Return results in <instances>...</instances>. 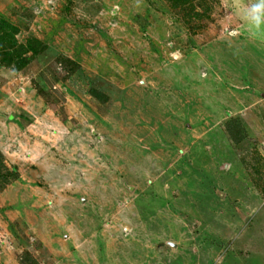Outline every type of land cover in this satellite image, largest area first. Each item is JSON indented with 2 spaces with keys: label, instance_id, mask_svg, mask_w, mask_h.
Instances as JSON below:
<instances>
[{
  "label": "rangeland",
  "instance_id": "1",
  "mask_svg": "<svg viewBox=\"0 0 264 264\" xmlns=\"http://www.w3.org/2000/svg\"><path fill=\"white\" fill-rule=\"evenodd\" d=\"M259 3L192 0L188 19L164 0H0L17 43L46 46L0 68V152L19 172L0 264H264ZM59 57L78 69L46 104L33 83Z\"/></svg>",
  "mask_w": 264,
  "mask_h": 264
},
{
  "label": "trees",
  "instance_id": "2",
  "mask_svg": "<svg viewBox=\"0 0 264 264\" xmlns=\"http://www.w3.org/2000/svg\"><path fill=\"white\" fill-rule=\"evenodd\" d=\"M171 9H180L185 18L193 19L198 16L192 15L193 4L192 0H164ZM17 29L10 25L9 22L0 19V68L10 70L15 74L24 73L34 63L39 64V59L46 51V46L37 39H29L25 45L17 43L15 38ZM78 69V65L69 59L58 58L57 60H49L38 70L37 78L39 82L33 83V88L38 97L43 98L47 103L64 102V93L57 88H54L47 81L42 80L46 75L55 82L62 81L63 83L73 76ZM61 80L59 81L58 79ZM62 83V84H63ZM49 84V85H48ZM63 86V85H62ZM95 100H98L104 95L101 92L92 90L89 93ZM66 120V118H64ZM4 157L0 153V193H2L8 185H11L19 179V172L7 168L3 163ZM20 264H37L36 260L28 253H24Z\"/></svg>",
  "mask_w": 264,
  "mask_h": 264
},
{
  "label": "crops",
  "instance_id": "3",
  "mask_svg": "<svg viewBox=\"0 0 264 264\" xmlns=\"http://www.w3.org/2000/svg\"><path fill=\"white\" fill-rule=\"evenodd\" d=\"M42 80H44L45 82L47 81L49 84H51V86H53L54 88H57L58 90L61 91V87H62V85H63V84H62L63 82L60 81L61 78L58 79L60 82H57V81L55 82L53 79H50V78H48L46 75H44V76L42 77ZM65 82H66V81H65ZM65 82H64V83H65ZM49 84H48V85H49ZM0 153H1V152H0ZM1 154H2V153H1ZM3 163H4V161H3ZM4 164H5V163H4ZM5 166H6V165H5ZM12 184H13V183H12ZM9 186H11V185H8V186L6 187V189H7ZM6 189H5V190H6ZM5 190H4V191H5ZM4 191H3V192H4ZM3 192H2V193H3ZM2 193H0V196L2 195Z\"/></svg>",
  "mask_w": 264,
  "mask_h": 264
},
{
  "label": "clouds",
  "instance_id": "4",
  "mask_svg": "<svg viewBox=\"0 0 264 264\" xmlns=\"http://www.w3.org/2000/svg\"><path fill=\"white\" fill-rule=\"evenodd\" d=\"M256 9H264V0H260V3L256 5Z\"/></svg>",
  "mask_w": 264,
  "mask_h": 264
},
{
  "label": "water",
  "instance_id": "5",
  "mask_svg": "<svg viewBox=\"0 0 264 264\" xmlns=\"http://www.w3.org/2000/svg\"><path fill=\"white\" fill-rule=\"evenodd\" d=\"M169 245H170V244H169ZM170 246L174 247V245H173V244H171Z\"/></svg>",
  "mask_w": 264,
  "mask_h": 264
}]
</instances>
